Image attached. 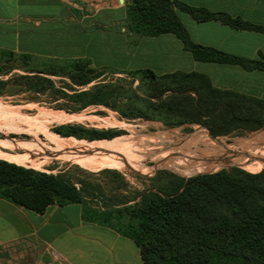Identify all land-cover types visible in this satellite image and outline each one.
<instances>
[{
  "label": "trees",
  "instance_id": "16d2710c",
  "mask_svg": "<svg viewBox=\"0 0 264 264\" xmlns=\"http://www.w3.org/2000/svg\"><path fill=\"white\" fill-rule=\"evenodd\" d=\"M178 11L197 22L217 20L232 28L264 32L224 13L174 0H129L127 34H172L196 61L264 72V61L251 63L192 43ZM15 62L22 64L23 74L0 80V95L28 93L27 101L36 103L40 97L62 100L64 105L56 110L66 113L102 106L121 118L159 122L167 128L198 125L212 138L241 136L264 128V101L217 90L202 74L175 71L157 76L149 69L121 72L89 67L87 60L40 59L0 50V65ZM13 70L10 67L0 76ZM103 70L124 75L130 83H137V89L102 81L84 89L99 79ZM53 77L68 83L56 88ZM69 128L64 135L77 139L114 137L97 131L85 136ZM187 174L191 173H183ZM147 181V189L130 201L111 208L87 207L86 217L131 241L143 264H264V168L250 173L231 167L188 178L159 170ZM0 199L36 214L52 205L85 204L75 185L61 176L1 160Z\"/></svg>",
  "mask_w": 264,
  "mask_h": 264
},
{
  "label": "crops",
  "instance_id": "0c3cea01",
  "mask_svg": "<svg viewBox=\"0 0 264 264\" xmlns=\"http://www.w3.org/2000/svg\"><path fill=\"white\" fill-rule=\"evenodd\" d=\"M264 29V0H174ZM129 0H0V50L40 59L87 60L121 72L205 75L213 88L264 101V72L196 61L172 34L128 35ZM177 15L195 45L251 63L264 61V32ZM159 123V122H158ZM198 126V125H184ZM86 204L43 214L0 199V264H143L134 244L85 216Z\"/></svg>",
  "mask_w": 264,
  "mask_h": 264
},
{
  "label": "rangeland",
  "instance_id": "374dc122",
  "mask_svg": "<svg viewBox=\"0 0 264 264\" xmlns=\"http://www.w3.org/2000/svg\"><path fill=\"white\" fill-rule=\"evenodd\" d=\"M21 65L19 62L0 65V72L14 68L9 75L0 76V80L22 75ZM100 74L99 79L84 89L101 81L137 89V83H130L124 75H112L107 70ZM52 80L56 88L68 83L57 77ZM28 97V93L0 95V160L61 176L75 185L87 207L111 208L130 201L147 189V179L159 170L188 178L231 167L250 173L264 168V128L241 136L212 138L200 126L167 128L158 122L127 120L102 106L66 113L56 110L64 105L62 100L52 102L40 97L36 103L27 101ZM67 127H70L68 131L85 136L97 131L114 137L77 139L64 135ZM126 142H131V146L117 148ZM93 143L105 145L94 148ZM238 158L241 159L233 162Z\"/></svg>",
  "mask_w": 264,
  "mask_h": 264
},
{
  "label": "bare ground",
  "instance_id": "6f19581e",
  "mask_svg": "<svg viewBox=\"0 0 264 264\" xmlns=\"http://www.w3.org/2000/svg\"><path fill=\"white\" fill-rule=\"evenodd\" d=\"M65 118H73V117H71V116H65ZM59 120V119H58ZM38 129H41V128H39L38 127ZM94 145H93V147L95 148V147H103L105 144H102V143H93ZM59 145L61 146V147H64L63 146V144L61 143V142H59ZM96 145V146H95ZM124 146H131V142L130 143H128V142H126V143H124V144H121V145H119L117 148H123ZM87 147H91V145H89V146H87ZM106 147H108V146H106ZM242 158V157H241ZM241 158H238V159H236V160H234L233 162H238ZM196 173H199V172H196Z\"/></svg>",
  "mask_w": 264,
  "mask_h": 264
}]
</instances>
